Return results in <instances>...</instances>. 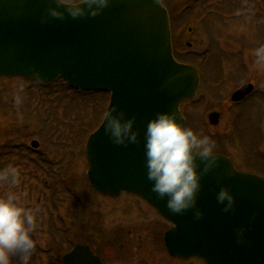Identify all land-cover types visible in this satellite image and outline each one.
Segmentation results:
<instances>
[{
	"label": "water",
	"instance_id": "1",
	"mask_svg": "<svg viewBox=\"0 0 264 264\" xmlns=\"http://www.w3.org/2000/svg\"><path fill=\"white\" fill-rule=\"evenodd\" d=\"M49 7L64 19L41 23ZM24 77L44 83L59 78L72 88L111 93L107 112L118 108L136 118L140 142L127 147L105 134V121L86 144L88 178L105 196L130 192L144 198L174 227L166 234L169 254L198 258L205 264H264V178L236 170L223 156L219 167L202 179L197 208L173 214L167 199L151 191L147 179L144 132L157 113H175L185 125L180 105L195 97L199 75L173 57L167 10L160 0H111L96 17L74 19L56 0H0V78ZM247 85L233 94L243 100ZM220 114L209 115L218 125ZM38 147V143H33ZM199 162V161H198ZM203 165H201L202 169ZM228 187L236 197L234 212L225 213L216 193ZM255 217V220L252 218ZM244 228L245 243L237 241ZM63 264H101L89 247L77 246Z\"/></svg>",
	"mask_w": 264,
	"mask_h": 264
},
{
	"label": "rangeland",
	"instance_id": "2",
	"mask_svg": "<svg viewBox=\"0 0 264 264\" xmlns=\"http://www.w3.org/2000/svg\"><path fill=\"white\" fill-rule=\"evenodd\" d=\"M165 1L175 16H181L184 9L192 4L188 0ZM202 1H198V5ZM210 6L214 9L239 7L230 15L242 14L244 19L229 22L222 29L223 39L214 41L217 44L211 50L213 60L209 65L214 73L205 81L208 88L201 87L193 102L182 105L186 126L198 135L209 136L215 143L214 152L220 151L231 158L240 171L264 172L261 166L264 164V69L254 65L253 54L255 48L264 44V0H215ZM194 12L197 14V10ZM230 15L222 14L228 21H231ZM193 20L184 16L177 24L176 43L181 53L191 49L199 53L205 50L202 33L188 34L190 24L198 28L197 21ZM239 50L245 51L243 58L249 59L245 73L243 67L246 64L239 59L242 58ZM243 82H251L254 93L244 106L237 109L231 95ZM79 97L64 86L42 89L22 79L0 80V169L16 165L21 173V183L11 191L21 196L24 207L39 210V227L33 237L37 250L32 264H48L46 252L53 244L65 250L76 244L88 245L100 254L103 264H204L198 259L183 261L171 258L163 240L168 226L160 220L150 222L146 214L154 218L153 212L137 199L130 195L108 199L94 191L87 178L88 165L83 149L72 140L80 143L79 138L85 135L78 127V136L76 133L70 135L68 131L67 141L51 136L53 146L51 143L47 147L42 144L43 140L46 143L43 132L52 126L47 122L49 115L53 119L69 115L65 122L69 128L74 125L70 122L74 106L82 107L83 121H87L88 114L100 107L93 108V100L80 105ZM58 98L62 100L61 104ZM86 104H89L87 108ZM38 107H42L44 112ZM213 112L220 113L218 125L210 123L209 114ZM237 113L239 118L235 121ZM24 115L29 116L27 121L23 120ZM37 116L42 119V127L38 126ZM34 140L42 144L38 150L40 158L32 150ZM64 143L67 147L61 148ZM31 160L38 163L40 160V167ZM67 171H71V177L68 188H64L60 181ZM8 190L0 184V197ZM145 229L151 233L150 242L155 247L148 245L146 249L123 250L124 232ZM155 235L159 245L152 240Z\"/></svg>",
	"mask_w": 264,
	"mask_h": 264
},
{
	"label": "clouds",
	"instance_id": "3",
	"mask_svg": "<svg viewBox=\"0 0 264 264\" xmlns=\"http://www.w3.org/2000/svg\"><path fill=\"white\" fill-rule=\"evenodd\" d=\"M65 7L72 18L96 17L111 4V0H56ZM64 19L65 12L49 7L41 23L49 19ZM254 65L264 69V44L254 49ZM105 134L118 146L127 147L140 142L136 118L118 108L104 114ZM147 179L152 182L151 191L161 199H167V208L173 214H183L196 209V219L204 217L197 208L202 179L219 167L214 154L215 143L206 135H198L177 121L175 113H157L147 123L144 132ZM199 161V162H198ZM201 165H203L201 169ZM21 183V173L14 166L0 169V184L9 190L0 197V264H32L37 250L33 238L39 227L38 209L26 208L21 196L11 191ZM216 200L225 213L234 212L236 197L228 187L216 193ZM255 220V217L252 218ZM246 229L237 230L238 243H245ZM15 258V259H14Z\"/></svg>",
	"mask_w": 264,
	"mask_h": 264
},
{
	"label": "flooded vegetation",
	"instance_id": "4",
	"mask_svg": "<svg viewBox=\"0 0 264 264\" xmlns=\"http://www.w3.org/2000/svg\"><path fill=\"white\" fill-rule=\"evenodd\" d=\"M211 3H201V5L198 6H193L191 8V6L188 7V11H186V18L188 16L189 19L193 18V21H197V26L198 28H193L192 24L189 25L188 27V34L192 35V34H197L198 32L202 33L203 36V40H204V48L205 50L202 53H199L197 51H191L193 49H191L190 51H186V52H180L178 47H177V43H176V32H177V24H179L183 19L181 17H179L178 14H176V16L172 13L171 15V28H172V37H173V48H174V55L175 57L180 61L183 62L185 64H189L192 65L194 67H196L200 74L202 75L204 73V71L213 74L214 71L213 69L209 68V65L211 64L210 61L213 60V53L211 52V50L214 49L215 45L214 41H220V38L223 39V37H221V34L224 36L222 29L223 27H226L228 25V23L232 22L233 20H243L242 19V14L238 15V16H229V18H231V21H228L227 19H223L222 14V9H220L219 7H215L216 9H214L213 6H210ZM195 10H197V14H195ZM194 12V15H193ZM228 15V14H226ZM242 15V16H241ZM233 17V18H232ZM186 22V21H185ZM188 46H191V44L187 43ZM239 54L242 58H239L241 60V62L245 63V68L243 67V71L245 73V69L247 68V61L249 60L248 58H243L245 57V51H241L239 50ZM210 57V58H208ZM200 60V64L199 63ZM208 60V61H207ZM245 61V62H244ZM217 71V70H216ZM247 84H252L251 82H243L242 84H240L235 90L240 89L242 86L247 85ZM254 91L247 96L242 102L240 103H236L234 105L237 106V109L241 108L242 106H244L247 101L251 98V96L253 95ZM239 118V114L237 113V115H235V121H237ZM131 197L137 199L139 202H141L149 211L153 212L152 214L155 216L154 218L150 217V215H147L149 217V221L150 222H154L155 220H160L162 223L166 224L168 226V228L166 229V231L163 234V240H164V236L165 233L167 232V230H169L170 225L165 222L160 216L159 214L153 210L150 206H148L143 200H141L138 197L132 196ZM143 233L145 234V236L143 235ZM114 234H112L113 236ZM123 238H124V243L122 245L123 250L126 251H130L132 249L136 250L137 247L140 248H144L146 249L147 246L149 245V247H155L156 245L154 243L150 242V236L151 233L149 232V230L145 229L142 230L140 232L138 231H128V232H124L123 234ZM125 240L127 243H125ZM154 242L157 241L158 245H159V239L158 236H154V238L152 239ZM151 240V241H152ZM150 242V243H148ZM165 247V244H164ZM92 248V247H91ZM93 252L95 255L100 256V254H98L93 248H92ZM166 250V249H165ZM102 259V263H103V258Z\"/></svg>",
	"mask_w": 264,
	"mask_h": 264
},
{
	"label": "trees",
	"instance_id": "5",
	"mask_svg": "<svg viewBox=\"0 0 264 264\" xmlns=\"http://www.w3.org/2000/svg\"><path fill=\"white\" fill-rule=\"evenodd\" d=\"M214 1L215 0H211V2H214ZM164 2H166V1H164ZM192 2L194 3V1H192ZM165 4H166V6H168L167 3H165ZM238 8L239 7H233V8L230 7L228 9L224 8V9H222V13L230 15L231 13L237 12ZM208 75H210V73L206 74V72H205L204 77L205 76L207 77ZM207 78H209V77H207ZM55 85L57 87L58 86L59 87L64 86L62 81L57 82ZM207 88H208V86H207ZM73 93H74V95H80V97H79V100L81 101V103H79L80 105H84L83 104L84 101L87 102L89 100H93L92 104H91V105H93V108H96L99 105H100V107L98 108V110L96 108L94 112H91L90 114H88L89 116H87V121H83L82 115H81L83 112V110L81 109L82 107L79 108L77 105L74 106V108L71 109V112L73 113L74 116L70 117V122L73 123L74 125L72 127L69 126V128L65 125V122L67 120V117H69V115L68 116L64 115L62 119H55L54 118L55 120L52 118L51 115H49L47 122H48V125H49V123H51L52 126L48 127L47 130H45V132H43V134L46 136V143L44 140L42 142V144L44 146L49 145L50 143H51V146H53L52 141H51L52 140L51 136H53V137L56 136L57 139L60 141H64V140L67 141L68 131H69L70 135H73L76 133L77 136H78L79 131H80V132L85 133V135H83L82 138L81 137L79 138L80 143H79V141L76 142L75 139H72V140H74L73 142H75V145L78 144L77 147L81 149L84 147L85 140L89 136V134L94 132L98 128V126L100 125V123L104 117L106 106H107V101H108L107 94H105V93H82V92H73ZM58 99H59V102L61 104L62 100L60 101V98H58ZM88 106H89V104L88 105L86 104V108ZM47 111H49V110H47ZM36 120L38 121L39 125L40 124L43 125V122H42V119L40 116H37ZM77 127L79 130L78 132H77ZM73 129H74V131H73ZM72 140H70V142ZM60 147L66 148L67 147L66 143L61 144ZM218 153H221V152L219 151ZM6 164L9 165V163H6ZM49 174H51L50 171H49ZM70 177H71V175L67 171L65 178H63L60 181V184H63L64 188H68V186H69L68 181H69ZM48 189H51V188H48ZM55 246H57V245L53 244V246L46 252L48 264H61V257L67 251L65 249H61L60 247H55Z\"/></svg>",
	"mask_w": 264,
	"mask_h": 264
}]
</instances>
